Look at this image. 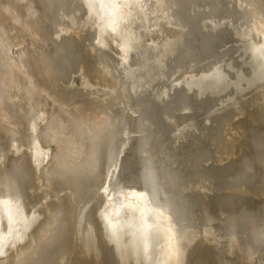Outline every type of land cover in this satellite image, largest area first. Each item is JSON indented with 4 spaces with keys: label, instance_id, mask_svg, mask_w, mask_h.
Here are the masks:
<instances>
[{
    "label": "bare ground",
    "instance_id": "obj_1",
    "mask_svg": "<svg viewBox=\"0 0 264 264\" xmlns=\"http://www.w3.org/2000/svg\"><path fill=\"white\" fill-rule=\"evenodd\" d=\"M0 264H264V0H0Z\"/></svg>",
    "mask_w": 264,
    "mask_h": 264
}]
</instances>
